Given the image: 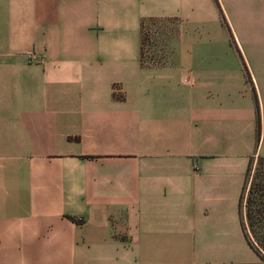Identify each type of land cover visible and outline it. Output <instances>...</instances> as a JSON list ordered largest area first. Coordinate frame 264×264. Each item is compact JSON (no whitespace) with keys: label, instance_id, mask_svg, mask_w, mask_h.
Returning a JSON list of instances; mask_svg holds the SVG:
<instances>
[{"label":"crops","instance_id":"0c3cea01","mask_svg":"<svg viewBox=\"0 0 264 264\" xmlns=\"http://www.w3.org/2000/svg\"><path fill=\"white\" fill-rule=\"evenodd\" d=\"M252 157L264 0H0V264L253 262Z\"/></svg>","mask_w":264,"mask_h":264},{"label":"trees","instance_id":"16d2710c","mask_svg":"<svg viewBox=\"0 0 264 264\" xmlns=\"http://www.w3.org/2000/svg\"><path fill=\"white\" fill-rule=\"evenodd\" d=\"M250 164L239 197V218L249 248L264 264V171L257 168L249 177Z\"/></svg>","mask_w":264,"mask_h":264},{"label":"built area","instance_id":"2783aa9c","mask_svg":"<svg viewBox=\"0 0 264 264\" xmlns=\"http://www.w3.org/2000/svg\"><path fill=\"white\" fill-rule=\"evenodd\" d=\"M160 25L157 22L146 23L141 31V64L143 66L161 65L167 59L164 44L159 38ZM38 57L29 53L28 59L36 60ZM195 165V169H198Z\"/></svg>","mask_w":264,"mask_h":264},{"label":"rangeland","instance_id":"374dc122","mask_svg":"<svg viewBox=\"0 0 264 264\" xmlns=\"http://www.w3.org/2000/svg\"><path fill=\"white\" fill-rule=\"evenodd\" d=\"M151 22H147L146 24L149 25ZM260 157H252L251 158V164H250V172H249V177L251 176L254 171L257 170V168H261L264 171V161L259 160ZM248 264H263L261 261L258 260L256 257L253 262H250Z\"/></svg>","mask_w":264,"mask_h":264}]
</instances>
